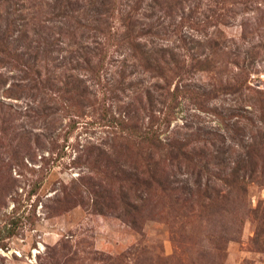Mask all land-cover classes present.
Here are the masks:
<instances>
[{"label":"rangeland","instance_id":"obj_1","mask_svg":"<svg viewBox=\"0 0 264 264\" xmlns=\"http://www.w3.org/2000/svg\"><path fill=\"white\" fill-rule=\"evenodd\" d=\"M171 2L170 13L179 20L182 9ZM182 3L189 14L183 26L187 39L212 36L222 42V49L215 57L214 72L197 73L190 80L202 90L218 89L200 108L180 94L172 128L184 136L209 134L215 153L225 161L219 167L227 162L234 165V160L250 153L247 161L255 170L247 172V193L233 191L208 207L162 194L138 212H130L133 216L126 214L116 205L117 191L106 179L115 164L106 163L107 156L96 150H86L88 141L99 142L108 133L104 122H99L100 111L70 120L61 108L62 98L51 101L46 93H36L27 87L25 68L2 61L0 264H264V235L256 237L258 225L264 226V0ZM55 4V0H0V31L9 18L19 27L23 24L25 36L16 42L19 52L29 62L39 61L53 83L61 84L68 74L86 79L82 69L73 68L71 46L75 45L68 34L72 28L64 29L71 20L57 16ZM28 9L36 10L35 18H25ZM150 13L147 21H158L161 29L170 21L166 16L158 18V10ZM172 29L152 36L153 43L182 52ZM84 33L77 36L84 38ZM43 49L51 51L48 62ZM115 61L104 73L113 83L120 78ZM234 62L248 65L249 74ZM237 74L246 82L243 88L219 89ZM129 81L134 83L129 90H117L122 103L132 98L133 90L151 88L154 78L136 68L126 76V84ZM176 83L174 79L172 87ZM139 115L148 120L143 110ZM96 157L100 161L90 165Z\"/></svg>","mask_w":264,"mask_h":264},{"label":"trees","instance_id":"obj_2","mask_svg":"<svg viewBox=\"0 0 264 264\" xmlns=\"http://www.w3.org/2000/svg\"><path fill=\"white\" fill-rule=\"evenodd\" d=\"M55 1L54 7L59 11L57 16L71 20L70 26L64 29L72 28L68 34L73 37L72 45H75L71 46L75 52L73 68L82 69L87 80L68 74L61 84L53 83L51 76L39 67V61L29 62L25 54L19 52L17 37L25 36L26 30L23 24L19 27L11 18L5 29L0 31V62L25 68V77L29 80L27 87L34 88L36 93H46L48 100L62 98L61 108L70 120L76 122L77 118L93 116V112L100 111L99 122H104L108 133L99 142L88 141L86 150H96L99 156H107L106 163L113 161L115 164L106 179L117 191L113 196L119 209L131 215L130 212H138L145 203L156 201L162 194L202 207H208L216 199L226 198L233 191L245 195L247 172L255 170L254 164L247 161L250 153H246L247 158L234 160V165L227 162L228 165L219 167L218 163L225 161L215 153L216 149L212 147L215 143L212 137H207L209 134L184 136L172 128L180 94L191 98L200 108L218 89L214 86L202 90L190 80L197 73L214 72L218 68L215 57L222 49V42L212 36L187 39L183 26L189 14L184 11L182 0H174L176 7L182 9L179 20L170 13L173 7L171 0ZM156 10L161 14L158 18L166 16L164 18L170 19L163 29L157 26L158 21H147L152 15L150 12ZM36 15L35 9H28L25 18L33 19ZM170 29L180 38L178 47L183 49L182 52L177 47L153 43L152 36L159 35L162 30L169 33ZM79 32H85L84 38L77 36ZM223 45L227 46L226 42ZM35 49L36 54L40 52L38 47ZM43 51L48 62L51 51ZM114 61L120 69L117 68L120 78L116 83L107 81L104 74ZM234 64L242 73L249 74L250 71H246L248 65ZM128 68L131 70L127 71ZM136 68L150 73L154 82L151 88L133 90L132 98L122 103V95L117 90L124 93L133 86V81L126 84L125 78ZM174 79L177 83L172 87ZM244 84L246 82L237 74L233 82L227 81L219 89L237 91ZM133 105L135 108L131 112L129 107ZM142 110L148 114L147 121L139 115ZM87 124L91 121L88 120ZM99 161L100 157H96L88 163L97 164ZM89 192L99 197L110 194L107 190L104 194ZM95 205L97 208L100 206L96 202ZM261 235H264V226L258 225L256 237Z\"/></svg>","mask_w":264,"mask_h":264}]
</instances>
